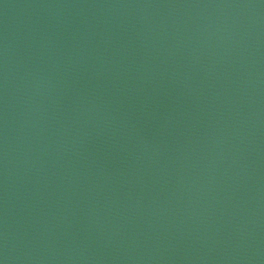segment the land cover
I'll return each mask as SVG.
<instances>
[{
    "label": "water",
    "instance_id": "95a60500",
    "mask_svg": "<svg viewBox=\"0 0 264 264\" xmlns=\"http://www.w3.org/2000/svg\"><path fill=\"white\" fill-rule=\"evenodd\" d=\"M0 264H264V0H0Z\"/></svg>",
    "mask_w": 264,
    "mask_h": 264
}]
</instances>
